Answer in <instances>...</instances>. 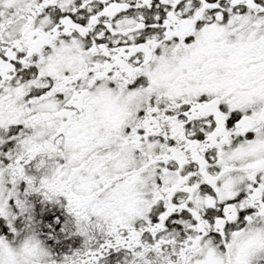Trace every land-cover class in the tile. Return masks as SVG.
Returning a JSON list of instances; mask_svg holds the SVG:
<instances>
[{"label":"snow or ice","instance_id":"obj_1","mask_svg":"<svg viewBox=\"0 0 264 264\" xmlns=\"http://www.w3.org/2000/svg\"><path fill=\"white\" fill-rule=\"evenodd\" d=\"M0 264H264V0H0Z\"/></svg>","mask_w":264,"mask_h":264}]
</instances>
